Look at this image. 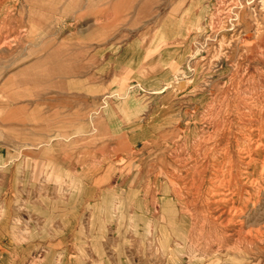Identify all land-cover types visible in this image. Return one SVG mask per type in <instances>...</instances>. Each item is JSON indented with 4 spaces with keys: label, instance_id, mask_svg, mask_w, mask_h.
<instances>
[{
    "label": "rangeland",
    "instance_id": "rangeland-1",
    "mask_svg": "<svg viewBox=\"0 0 264 264\" xmlns=\"http://www.w3.org/2000/svg\"><path fill=\"white\" fill-rule=\"evenodd\" d=\"M0 39V264H264V0H0Z\"/></svg>",
    "mask_w": 264,
    "mask_h": 264
},
{
    "label": "bare ground",
    "instance_id": "bare-ground-1",
    "mask_svg": "<svg viewBox=\"0 0 264 264\" xmlns=\"http://www.w3.org/2000/svg\"><path fill=\"white\" fill-rule=\"evenodd\" d=\"M216 1V0H215ZM61 2V1H60ZM66 4V3H65ZM100 4V3H99ZM197 4V3H196ZM234 5H235V3H234ZM212 7V6H211ZM9 11V10H8ZM228 11H229V8H228ZM227 11V12H228ZM248 11V10H247ZM229 13V12H228ZM217 15V14H216ZM228 17V16H227ZM211 18V17H210ZM163 20H164V18H163ZM97 22V21H96ZM65 24V23H64ZM256 24V23H255ZM70 26V25H69ZM30 27V26H29ZM28 27V28H29ZM33 29H37L36 27H34ZM38 30V29H37ZM35 31V30H34ZM37 32H41V31H37ZM250 32H252L251 30H250ZM36 33V32H35ZM43 33V32H42ZM251 34V33H250ZM19 35H20V33H19ZM37 35V34H36ZM40 35V34H39ZM42 35V34H41ZM252 35V34H251ZM221 36V35H220ZM245 36V35H244ZM247 36H248V34H247ZM4 37V36H3ZM15 37V36H14ZM44 37V36H43ZM1 38H2V36H1ZM40 38V37H39ZM221 38V37H220ZM246 38V37H245ZM9 39V38H8ZM14 39H16V38H14ZM14 39L13 38H10L9 40H7V41H5L6 43L7 42H10V41H14ZM17 39H18V37H17ZM25 39V38H24ZM1 40V39H0ZM26 41V40H25ZM238 41H240V40H238ZM237 42V41H236ZM264 43V42H263ZM262 43V44H263ZM4 44V43H3ZM2 44V45H3ZM35 44V43H34ZM255 44V43H254ZM1 45V46H2ZM5 45V44H4ZM6 45H8V44H6ZM10 45V44H9ZM11 45H12V43H11ZM236 45V44H235ZM24 50V49H23ZM225 52V51H224ZM32 53H33V51H32ZM34 54V53H33ZM233 64V63H232ZM262 74H263V72H262ZM237 75V74H236ZM204 76V75H203ZM251 82V81H250ZM188 83H189V81H188ZM242 83V82H241ZM170 85L171 84H166L165 85V87L162 89V90H166L167 88H169L170 87ZM178 85H179V87H182L184 84L183 83H178ZM261 85V84H260ZM1 86V85H0ZM174 88V87H173ZM177 88V87H176ZM262 90V89H261ZM248 91V90H247ZM233 94V93H232ZM215 97V96H214ZM244 97V96H243ZM248 97V96H247ZM257 98V97H256ZM248 99V98H247ZM248 102H250V101H248ZM212 103V102H211ZM247 103V102H246ZM218 105V104H217ZM196 107V106H195ZM210 109V108H209ZM160 111V110H159ZM191 114V113H190ZM215 115V114H214ZM186 117V116H185ZM204 117V116H203ZM206 117H207V114H206ZM138 117H134V119L133 120H136ZM160 120L158 119V120H156L155 122H147L146 124H144V123H141V122H138V121H134V123H128L127 124V126L125 125L123 128H122V125H118V124H116V126H115V143L117 144V146H116V160L117 161H119L120 160V154H119V152L121 151V148H120V146H123L125 143H123L124 141H126L127 143H130L129 145H130V148H132V150H135L136 149V147H139V141H141V142H144V143H147V140H148V138L150 137V141H152L153 139H154V136H156V134L158 133V130L159 129H161V128H163L164 126H166V124L167 123H160L159 122ZM176 123H178V122H176ZM180 126V125H179ZM224 128V127H223ZM250 130V129H249ZM255 134V133H254ZM257 134V133H256ZM242 135V134H241ZM202 136V135H201ZM241 137V136H240ZM244 137V136H243ZM247 138V137H246ZM147 139V140H146ZM253 142V141H252ZM251 142V143H252ZM255 142V141H254ZM236 143V142H235ZM253 144V143H252ZM120 145V146H119ZM164 146H166V145H164ZM255 146H256V144H255ZM254 146V147H255ZM258 146V145H257ZM261 146H264V145H262L261 144ZM245 147V146H244ZM254 147L252 146V147H250V148H252V149H254ZM259 147H260V145H259ZM215 148V147H214ZM256 148V147H255ZM258 148V147H257ZM205 149V148H204ZM261 149V148H260ZM172 150V149H171ZM217 150V149H216ZM264 150V149H263ZM262 150V151H263ZM205 151V150H204ZM215 151V150H214ZM247 151V150H246ZM261 151V152H262ZM171 152H173V151H171ZM239 152V151H238ZM243 152V151H242ZM255 152V151H254ZM174 153V152H173ZM245 153V152H244ZM215 154V153H214ZM213 154V155H214ZM222 154V153H221ZM255 154V153H254ZM263 154V153H262ZM203 155V154H202ZM245 155H247V154H245ZM170 157V156H169ZM216 157V156H215ZM250 158V157H249ZM261 158H263V157H261ZM190 159V158H189ZM115 160V161H116ZM181 160V159H180ZM262 161H263V159H261ZM97 162V161H96ZM245 163V162H244ZM212 165H213V163H211ZM91 164H89V166H90ZM95 165V164H94ZM98 165V164H97ZM178 165V164H177ZM221 166V165H220ZM259 166V165H258ZM261 167V166H260ZM219 168V167H218ZM137 170V169H136ZM220 170V169H219ZM259 171H262V170H259ZM119 172H120V170H119ZM218 173H219V171H218ZM227 173V172H226ZM262 173V172H261ZM260 175V174H259ZM213 177H214V175H213ZM216 177V176H215ZM242 178V177H241ZM225 180V179H224ZM246 180V179H245ZM48 181V180H47ZM221 182V181H220ZM241 182V181H240ZM257 182V181H256ZM260 182H261V180H260ZM223 183V182H222ZM227 183V182H226ZM243 183V182H242ZM210 184V183H209ZM253 184V183H252ZM217 186V185H216ZM219 188V187H218ZM254 188V187H253ZM243 190V189H242ZM258 190V189H257ZM209 191V190H208ZM228 191V193L226 194V195H223V196H220L221 198L218 200V202H222L223 204H231V208H229L228 210H222V212H221V217L222 216H224V217H226V219H227V217L228 216H234V213H232L233 211H235V210H233V211H231V209H232V207L234 206V203H235V198H234V195H233V193L230 191V189H228L227 190ZM211 192V191H210ZM220 192V191H219ZM259 192V191H258ZM218 193V192H217ZM220 194H222V193H220ZM225 194V193H224ZM257 195V194H256ZM212 197V196H211ZM263 197V196H262ZM127 198V197H126ZM125 201H127V200H125ZM258 202V201H257ZM131 203V202H130ZM257 204V203H256ZM257 207V206H256ZM255 208V207H254ZM236 209V208H235ZM187 211V210H186ZM185 211V212H186ZM189 213V212H188ZM70 215V214H69ZM198 216V215H197ZM189 217V216H188ZM220 217V218H221ZM197 219V218H196ZM214 220H215V218H213ZM201 220V219H200ZM194 221V220H193ZM238 221V220H237ZM238 223H241V222H238ZM233 224V223H232ZM200 225V224H199ZM223 225V224H222ZM241 225V224H240ZM56 226V225H55ZM242 226V225H241ZM41 228V227H40ZM238 229H239V227H237ZM258 229V228H257ZM43 231V230H42ZM236 231H238V230H236ZM253 231H254V229H253ZM257 232H258V230H257ZM244 233H246V232H244ZM247 233H248V231H247ZM246 233V234H247ZM236 234V233H235ZM48 235V234H47ZM46 235V236H47ZM120 235V234H119ZM244 236V235H243ZM250 237V236H249ZM190 239V238H189ZM201 239V238H200ZM217 240V239H216ZM233 240V239H232ZM258 242V241H257ZM261 242V241H260ZM119 245V244H118ZM217 247V246H216ZM169 248V247H168ZM167 248V249H168ZM218 248V247H217ZM77 249V248H76ZM63 250V249H62ZM209 253H211V252H209ZM203 256V255H202ZM78 257V256H77ZM200 257V256H199ZM205 257H206V255H205ZM81 258V257H80ZM80 262V261H79Z\"/></svg>",
    "mask_w": 264,
    "mask_h": 264
}]
</instances>
